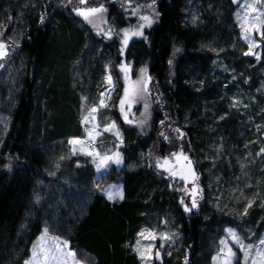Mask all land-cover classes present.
Returning <instances> with one entry per match:
<instances>
[{
	"label": "trees",
	"instance_id": "1",
	"mask_svg": "<svg viewBox=\"0 0 264 264\" xmlns=\"http://www.w3.org/2000/svg\"><path fill=\"white\" fill-rule=\"evenodd\" d=\"M64 1L0 0L8 53L0 59V264H24L45 225L91 264H139L133 243L144 229L179 235L174 246L158 240L155 248L166 243L153 264H210L225 227L242 222L257 231L264 221V43L259 61L244 56L233 0H154L153 24L123 51L131 19L116 1L124 0H104L111 38L88 29ZM121 64L133 79L142 69L149 77L150 127L121 116ZM107 67L117 85L107 107L122 133L123 166L97 178L86 159L69 157L67 142L83 137L84 99L97 104ZM175 141L198 177L200 198L189 213L182 183L150 160ZM62 180L90 197L75 218L47 212ZM111 183L123 185L122 200L101 194ZM37 192L41 203L31 211Z\"/></svg>",
	"mask_w": 264,
	"mask_h": 264
},
{
	"label": "rangeland",
	"instance_id": "2",
	"mask_svg": "<svg viewBox=\"0 0 264 264\" xmlns=\"http://www.w3.org/2000/svg\"><path fill=\"white\" fill-rule=\"evenodd\" d=\"M143 0H141V2H137L136 0H124V1H116L120 6L123 7L124 10H126V13L128 14V17L131 19V23L129 24V26L125 29H129V30H134L139 24L143 23V21H141L139 19V17L141 15H149L154 19V12H153V1L154 0H146L145 2H142ZM64 3H67L68 6L70 7L71 12L73 13V15L77 16L83 24H85L88 29L92 30L95 32V34H100V33H106L109 31L108 25H107V3L104 2V0H86L85 4H80L79 0H65ZM253 3V0H237L236 4H237V8L234 14V19H235V23L237 25L238 31H239V38L241 43L246 47V51H248V42L243 38V34H242V30L240 27V23L244 17L245 11H247L246 5ZM149 5H152V7H149ZM102 6L104 9H106V11L102 12V13H98L93 17H90V19L93 21V23H89L87 22L83 17L78 16L76 14V12L74 11V9H87V8H92V7H100ZM256 7L260 10V11H264V4H256ZM135 13V14H134ZM239 14V16L237 15ZM193 18V16H191ZM249 19H251V16H249ZM147 28V27H145ZM144 28V29H145ZM143 29V30H144ZM142 38V36H132L129 41L127 46L130 44V42L134 39H139ZM254 39H256L259 42V36L255 35L253 36ZM123 31L121 34V47L124 51V49H126L127 46H124L123 43ZM254 52L256 54H258L260 56H262V52H263V43H261L260 47L255 48ZM245 56V55H244ZM249 58H252L256 61H259L256 59V57L254 55H249L246 56ZM123 64H121L119 66V70L121 69V66ZM124 66L127 67L128 71L127 73L122 72L120 70V76H121V81H123V90H122V97L121 99H124V91L125 88H129L130 91L131 89L135 86V87H140L136 85V81L141 80V79H145L147 82V92H137L135 95H130L128 98V101L125 103V111L127 112V115H133V119H135V122L139 125L140 128H147L150 127L151 124V116L153 114V102L150 96V82H149V77L146 76V74L144 73L143 77H142V73L136 78L133 79V69L130 66H127L124 64ZM111 77V84H109L108 82V77ZM117 85H116V80L113 78V75L111 74L110 68L107 67V72L105 75V89L103 90L102 93L106 94L104 96L100 95V98L96 104V106H98L100 104L101 99L104 100L105 104L109 105L110 101L113 98V95L115 94ZM101 93V94H102ZM259 97L264 99V85L262 87L261 93H258ZM95 99L93 100H87L84 99L82 108H81V123H82V119L85 115L88 114V111L90 110V108L92 106L95 105ZM145 105H147V108H145ZM121 111V110H120ZM134 112V113H133ZM96 116V120L95 121H91L88 125H85L82 123L83 126V130H84V134L83 137L78 138L79 140L85 142V145L92 150H95L99 153L103 154H114L116 152L120 153L121 159H122V163H120L119 165H117L116 163H109L108 168L106 171L102 170L101 172H97L96 170V165L93 162V157L89 156L87 154H84L80 151V148L82 147V145H75L73 146L72 144L69 143L70 139L67 142V145L69 146V157H75V158H84L87 160V163L91 164L95 175L97 178H101L102 176H104L109 170L110 168L114 167L117 171L122 169L123 166V158H122V154H121V149L123 147V137H122V133L121 130L119 129L118 124L113 120L112 116L110 115L109 109L108 107H100L98 112L94 114ZM122 118H124L123 114L121 113ZM130 117V118H131ZM125 121V120H124ZM115 122L116 124V129L111 130V131H104V128L108 125H110L111 123ZM92 124H96L97 130L100 133V135H98L96 137L95 140H90L88 138L87 132H86V128H91ZM6 130V124H5V115L3 113L0 112V132L4 133V131ZM119 131L120 133V138H118L115 135V131ZM170 142L174 143L173 140H171ZM176 144H171L170 145V152L163 158H159L157 155H153L152 157H150L151 161L154 163V165L156 166L157 164V160H163L164 158H168L170 160L174 161V157L172 156L173 153H178L180 151H183L182 146L180 141H175ZM73 147H76L77 151L75 154H73L72 149ZM262 149H264V144L262 145ZM184 153V152H183ZM184 155H186L184 153ZM192 162V161H191ZM157 168V166H156ZM159 171H162L166 177H168L171 181H174L176 184L179 182H181L183 185V188H178V191L181 195V200L184 201V204H182V207L184 209L185 205H187L188 207H191V203H192V196L189 194L191 193L192 189L195 187L198 189V192L196 194V201L198 203L199 198H200V190L198 188L197 185V179L192 182H186L182 179H180L179 176H171L168 172L164 171L163 169L157 168ZM192 169L194 171V164L192 162ZM195 172V171H194ZM196 175V173H195ZM197 177V176H196ZM65 181H60V184H65ZM43 184H38V189H42ZM74 187H70L67 186L66 184L64 185V187L62 188H56V190H54L50 197V201L53 202V207H48L47 208V212L51 213L53 212L54 214H58V213H65L66 216H68L69 218H75L77 215L76 211L81 210L82 213H84V207L86 206V204L89 202L90 197L89 195H87L86 193L82 192L81 189H73ZM185 189H187V191H185ZM107 191H122L123 193V185L121 183H111L107 186L104 187V189L101 191V194L105 196V198L110 201L107 198V195L105 194ZM61 193V194H60ZM40 192L36 193L33 196V202L32 205L33 207L31 208V211H35V209L40 205L41 200H40ZM119 198H115L114 200H111L110 202H115L118 201ZM56 201V203H55ZM66 202H70V206L66 205ZM83 207V209H82ZM195 208H193L192 210H194ZM191 210V211H192ZM32 213V212H31ZM189 213V212H187ZM81 214V213H80ZM60 219L56 218L54 221H52L53 223H57ZM50 222V223H52ZM240 223V227L239 229L237 227H225L223 230V233L221 234V238L220 240L217 242V247H216V252L214 254V256L211 259L210 264H222V260H221V248L223 247V245H221L220 241L227 239L229 245L232 247L233 251L236 253L235 258L233 259V264H245V257H244V253L242 251H240L238 249V247L232 243L230 237L228 236V233L226 231V229H232L233 231H235L239 237L241 238V240L243 241V243L245 245H252L253 246V256L255 254V249L261 247L259 241L260 239H264V221L261 222V224L259 225V227L257 226V231H253V229L251 227L245 226L243 225L242 222ZM45 230H47V236L45 239V244L47 246H52V238L53 237H59V239L61 241H66L62 236H61V232L58 230H54L53 228L48 229V227L45 225L40 233V235L35 239V241L33 242V245L31 247L30 250V255L28 257V260L31 259L32 257V249L34 245H38L40 243V238L41 236L45 235ZM145 230V229H144ZM161 234V233H160ZM166 235L170 237L169 240H167L166 242H160V244L158 245L157 248H153V258L152 260L148 261L147 264H153L154 262H158L160 260L157 259L154 255V253L156 251L161 250V247L165 246V243L170 246H174L176 241L179 239V235L176 232L173 231H166ZM159 237V234H158ZM158 240H161L159 238H157L154 241H150L147 239H143L139 236L136 237L134 243H133V250L135 251L137 245V242H140V246H147L149 244H154L156 246ZM69 245V244H68ZM162 245V246H161ZM77 253V260L80 262V264H91V258L88 257L87 255H84L81 252L78 251H74ZM135 253L137 254V252L135 251ZM138 256V254H137ZM139 259V264H144V262H142L138 256ZM25 264V262H24ZM249 264H250V260H249Z\"/></svg>",
	"mask_w": 264,
	"mask_h": 264
},
{
	"label": "snow or ice",
	"instance_id": "3",
	"mask_svg": "<svg viewBox=\"0 0 264 264\" xmlns=\"http://www.w3.org/2000/svg\"><path fill=\"white\" fill-rule=\"evenodd\" d=\"M70 2V0H69ZM80 4H85L86 0H79ZM234 3L237 2V0H233ZM256 4H264V0H253V3L247 4L246 8L247 11H245L244 17L240 23V27L242 30L243 38L248 42V51L244 53L245 56L254 55L257 60L260 59V56L254 52L255 48L260 47L261 43H264V11H260ZM149 7H152V5H149ZM76 14L78 16L83 17L87 22L93 23V21L90 19V17L95 16L98 13H102L106 11L102 6L100 7H92L87 9H74ZM135 14V13H134ZM156 15H159L156 13ZM239 16V14H237ZM249 16H251V19H249ZM143 23L139 24L134 30L124 29L123 30V45L127 46L129 39L132 36H143V29L145 27H151L153 24V18L149 15H141L139 17ZM41 23H43V19H41ZM99 34V33H98ZM111 30L105 33V35L108 36V38H111ZM258 35L259 36V42L253 38V36ZM146 39V37H145ZM6 46L3 43H0V59H3L5 56L8 55L7 51L5 50ZM176 51H179V49H176ZM171 63V61H170ZM122 72L127 73L128 69L126 66L122 65L121 69ZM142 77L145 73V70H141ZM108 82L111 84V77H108ZM136 85L140 87H133L130 91L129 88H125L124 91V99H121L120 101V110L121 113L124 116V120L128 123H131V121L128 119L127 112L125 111V103L128 101V98L130 95H135L137 92H147V82L145 79H141L136 81ZM102 96L106 95L104 93L101 94ZM100 107H107V104H105L104 100L101 99L100 104L98 106L94 105L90 108L88 111V114L85 115L82 119V123L85 125H88L91 121L96 120L95 113L98 112ZM145 108H147V105H145ZM97 125L92 124L91 128H86V132L88 135V138L90 140H95L100 133L97 130ZM115 122L111 123L110 125L106 126L104 128V131H111L116 129ZM177 133H179V136L182 138L183 133L180 132V129H175ZM115 135L120 138L119 131H115ZM167 139V137H165ZM70 144L73 146L75 145H82L80 148V151L84 154H87L89 156L93 157V162L96 165L97 172H101L102 170L106 171L108 168L109 163H116L119 165L122 163V159L119 152H116L114 154H101L95 150L89 149L85 142L79 140V139H73L69 141ZM77 151L76 147H73L72 152L75 154ZM264 152V149L261 150ZM172 156L174 157V163L172 160L168 158H164L162 161L157 160V168L163 169L164 171L168 172L171 176H179L180 179L189 182H194L198 177H196L195 172L192 169V162L191 160L184 155L183 151H180L178 153H173ZM61 159H64V157H61ZM57 167H59L57 165ZM187 191V189H185ZM198 192L197 188H193L191 193H189L192 196V203L191 207H188L185 205L184 211L190 212L193 208L197 207V201H196V194ZM107 195V198L111 201L115 198L123 199V193L122 191H107L105 193ZM181 204H184V201L181 200ZM248 207H251V203L248 205ZM245 214H247L245 212ZM228 236L230 237L233 244H235L240 251L244 253L245 257V264H264V239H260L259 243L261 247L255 249V254L253 256V246L252 245H245L239 235L233 231L232 229H226ZM47 236V230H45V235L41 236L40 243L38 245H34L32 249V257L30 260L25 261V264H80V262L77 260V253L72 251L68 245L67 241H61L59 237H53L52 238V246H47L45 244V239ZM139 236L143 239H147L150 241H154L157 238L161 240H169L170 237L166 234H158L154 231L145 229L142 230L139 233ZM221 245L223 247L221 248V260L222 264H233V259L236 256V253L233 251L232 247L229 245L228 240L224 239L220 241ZM137 247L135 251L137 252L140 260L144 262V264H147L148 261L152 260L153 258V248L155 247L154 244H149L147 246H140V242H137ZM162 246V245H161ZM155 257L157 259L160 258L159 251H156L154 253ZM185 264H187V261H185Z\"/></svg>",
	"mask_w": 264,
	"mask_h": 264
},
{
	"label": "crops",
	"instance_id": "4",
	"mask_svg": "<svg viewBox=\"0 0 264 264\" xmlns=\"http://www.w3.org/2000/svg\"><path fill=\"white\" fill-rule=\"evenodd\" d=\"M119 200H121V199H119ZM119 200H118V201H119Z\"/></svg>",
	"mask_w": 264,
	"mask_h": 264
}]
</instances>
